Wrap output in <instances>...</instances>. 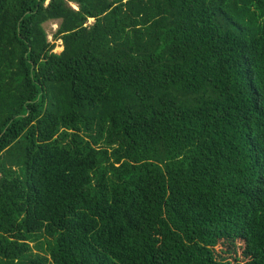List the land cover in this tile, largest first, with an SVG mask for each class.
I'll return each instance as SVG.
<instances>
[{"label":"trees","instance_id":"trees-1","mask_svg":"<svg viewBox=\"0 0 264 264\" xmlns=\"http://www.w3.org/2000/svg\"><path fill=\"white\" fill-rule=\"evenodd\" d=\"M0 264H264V0H0Z\"/></svg>","mask_w":264,"mask_h":264},{"label":"rangeland","instance_id":"rangeland-1","mask_svg":"<svg viewBox=\"0 0 264 264\" xmlns=\"http://www.w3.org/2000/svg\"><path fill=\"white\" fill-rule=\"evenodd\" d=\"M75 9L77 8L76 5L71 4ZM93 23V20H89L88 24ZM58 28V22L55 21H51L45 24V29L49 35V42L50 43H54V39H53V34L56 32ZM55 50L54 53L55 54H61L63 52V48H62V43L61 42H56L55 43Z\"/></svg>","mask_w":264,"mask_h":264}]
</instances>
